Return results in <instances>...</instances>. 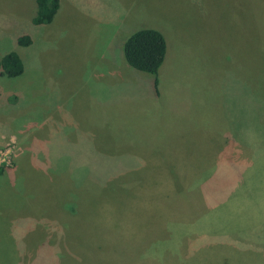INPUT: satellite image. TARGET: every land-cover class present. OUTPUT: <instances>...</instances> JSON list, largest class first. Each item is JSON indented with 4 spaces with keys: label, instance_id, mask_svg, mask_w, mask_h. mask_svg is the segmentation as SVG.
I'll use <instances>...</instances> for the list:
<instances>
[{
    "label": "rangeland",
    "instance_id": "obj_1",
    "mask_svg": "<svg viewBox=\"0 0 264 264\" xmlns=\"http://www.w3.org/2000/svg\"><path fill=\"white\" fill-rule=\"evenodd\" d=\"M36 12L0 0L25 66L0 76V264H264V0ZM142 29L167 42L156 89L116 66Z\"/></svg>",
    "mask_w": 264,
    "mask_h": 264
},
{
    "label": "trees",
    "instance_id": "obj_2",
    "mask_svg": "<svg viewBox=\"0 0 264 264\" xmlns=\"http://www.w3.org/2000/svg\"><path fill=\"white\" fill-rule=\"evenodd\" d=\"M61 0H36L37 12L33 18L34 26L51 24L57 15ZM21 47L33 44L31 35L18 38ZM124 56L127 64L134 70L154 76L155 88L158 85V73L167 56V42L158 30L142 29L133 33L124 43ZM0 76L16 78L25 71L24 62L16 52L0 58ZM15 156V155H14ZM7 166H0V176L5 174Z\"/></svg>",
    "mask_w": 264,
    "mask_h": 264
},
{
    "label": "crops",
    "instance_id": "obj_3",
    "mask_svg": "<svg viewBox=\"0 0 264 264\" xmlns=\"http://www.w3.org/2000/svg\"><path fill=\"white\" fill-rule=\"evenodd\" d=\"M116 66H120V73H118L120 76H127L130 77L129 79L135 81V83H142L144 80H148L147 85L152 84L155 88V84H154V76L150 75V74H146L143 72H139L136 71L137 73H133L134 69H130V67L128 66L127 63H121V64H117ZM149 76V77H148ZM139 78V79H138ZM147 78V79H146ZM149 78H151V80H149ZM26 139L21 140V143H24Z\"/></svg>",
    "mask_w": 264,
    "mask_h": 264
},
{
    "label": "built area",
    "instance_id": "obj_4",
    "mask_svg": "<svg viewBox=\"0 0 264 264\" xmlns=\"http://www.w3.org/2000/svg\"><path fill=\"white\" fill-rule=\"evenodd\" d=\"M13 145L8 144L0 151V166H11L13 161Z\"/></svg>",
    "mask_w": 264,
    "mask_h": 264
}]
</instances>
